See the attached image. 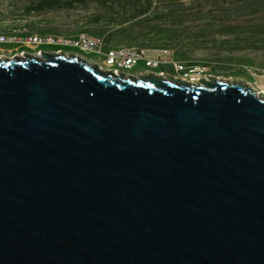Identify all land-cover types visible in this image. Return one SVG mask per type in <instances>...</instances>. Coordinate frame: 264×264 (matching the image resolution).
I'll list each match as a JSON object with an SVG mask.
<instances>
[{"label": "water", "instance_id": "95a60500", "mask_svg": "<svg viewBox=\"0 0 264 264\" xmlns=\"http://www.w3.org/2000/svg\"><path fill=\"white\" fill-rule=\"evenodd\" d=\"M0 58V264H264V96Z\"/></svg>", "mask_w": 264, "mask_h": 264}, {"label": "trees", "instance_id": "16d2710c", "mask_svg": "<svg viewBox=\"0 0 264 264\" xmlns=\"http://www.w3.org/2000/svg\"><path fill=\"white\" fill-rule=\"evenodd\" d=\"M35 4L28 10V15L41 14L47 11H54L63 7L74 8L77 4L89 5L95 3L103 10L90 20V26L100 27L102 24L112 23L126 24L136 23L130 28H120L110 33L106 29L98 32L91 28H85L79 32H86L91 36H103L109 46H128V47H147V48H174L179 44L188 42L194 44L203 42L204 36L213 26L208 22L197 32L191 33L187 28L193 20L203 19L204 10H216L217 16L221 21L223 31L231 34L247 32L249 37L245 43L256 45L264 42V0H190L189 4L184 0H35ZM234 18L236 23H228ZM214 20V19H213ZM138 30V31H137ZM34 34L48 35L52 30L29 31ZM26 36L28 33H23ZM118 39H124L125 42ZM241 43V42H240ZM240 43H231L232 47ZM226 47V43H220ZM253 45V44H252ZM17 47H14V49ZM42 51L64 50L81 54L78 50L65 48L56 45L41 46ZM22 51H29L22 48ZM175 58L199 65L203 69H208L209 73H218L219 68L206 61H190L183 52H175ZM240 68L237 70L236 77H245L249 83L253 81L252 76L245 70V66H250L252 61L241 60ZM141 66V65H140ZM142 67V66H141ZM220 68H222L220 66ZM163 67L157 69L156 73L161 72Z\"/></svg>", "mask_w": 264, "mask_h": 264}, {"label": "rangeland", "instance_id": "374dc122", "mask_svg": "<svg viewBox=\"0 0 264 264\" xmlns=\"http://www.w3.org/2000/svg\"><path fill=\"white\" fill-rule=\"evenodd\" d=\"M62 2L69 0H61ZM35 0H0V34L8 36L28 37L34 34L29 31L35 30H52L51 35L57 36H74L80 33V30L85 28H91L97 32L101 29H106V33H110L120 28H130L136 23H112L110 25L102 24L100 27L90 26V20L95 16L103 12L102 8L95 3L89 5L77 4L74 8L63 7L54 11H47L41 14L28 15V10L35 4ZM186 4L190 3V0H184ZM202 14L203 19L193 20L191 24L187 26L191 30V33L197 34L205 24L212 22L213 26L204 36L203 42H196L194 44L181 43L174 48H167L173 54L175 52L185 53L190 61H206L219 67L216 71L218 73H209L208 69L201 67L202 73L193 77V81L190 84L205 86V82H231L240 83L250 88L256 94L264 92V42L262 44L245 43L249 34L247 32H241L231 34L223 31L221 21L216 18V10L210 11L204 10ZM214 19V20H213ZM228 23L235 24L234 18H231ZM136 26V25H135ZM138 31V30H137ZM23 33H28L24 36ZM103 37V36H102ZM125 42L124 39H118ZM229 42L240 43L237 47L236 44L232 47L229 46ZM220 43H226V47L218 45ZM253 44V45H252ZM14 47H17L14 49ZM23 47H18L16 44H0V58L4 60L14 58H26L27 56L39 57L43 59V53L38 54V50L34 51L33 48H29L30 51H22ZM53 52V51H51ZM241 60H250L252 64L245 66V70L252 76L253 81L249 83L245 77H236L235 74L240 68ZM220 66L222 68H220ZM139 72H141L139 74ZM153 70H145L140 65L135 67L130 72L126 73L125 77L134 75L136 78L147 76ZM170 74H172L170 72ZM168 77L165 72V78Z\"/></svg>", "mask_w": 264, "mask_h": 264}, {"label": "built area", "instance_id": "2783aa9c", "mask_svg": "<svg viewBox=\"0 0 264 264\" xmlns=\"http://www.w3.org/2000/svg\"><path fill=\"white\" fill-rule=\"evenodd\" d=\"M0 44H16L18 47L27 48L28 50L33 48L34 51L38 50V54L44 52L40 50V47L46 45L71 48L78 50L81 54L64 50L47 51V53L78 56L97 69H99V63L112 62L113 72L100 71L115 75H121L122 69H134L138 65H141L145 70L155 72L163 67L161 72L158 73L163 77H165L166 70H186L188 79L182 80L190 83L195 75L202 73L201 66L176 59L175 55L167 48L109 46L105 37L91 36L86 32L74 36L48 34L18 37L0 34Z\"/></svg>", "mask_w": 264, "mask_h": 264}, {"label": "bare ground", "instance_id": "6f19581e", "mask_svg": "<svg viewBox=\"0 0 264 264\" xmlns=\"http://www.w3.org/2000/svg\"><path fill=\"white\" fill-rule=\"evenodd\" d=\"M99 70H104L105 72H113L112 62L99 63ZM131 70H133V69H122V74L125 75L126 73L130 72ZM172 74H174L177 77H180L181 79H188V72L186 70H172ZM261 94H264V92ZM257 95H260V93Z\"/></svg>", "mask_w": 264, "mask_h": 264}, {"label": "flooded vegetation", "instance_id": "af4514ba", "mask_svg": "<svg viewBox=\"0 0 264 264\" xmlns=\"http://www.w3.org/2000/svg\"><path fill=\"white\" fill-rule=\"evenodd\" d=\"M46 51H44V53H45ZM166 72V75L167 76H174L175 78H178V79H181L180 77H177V76H175L174 74H170V72L172 73V70H166L165 71ZM141 72H139V74H140ZM149 74L147 75V76H145V77H141V78H136L134 75H131V76H133L135 79H140V80H142V79H145V78H149V77H152V76H156L157 77V75H159L158 73H153V72H148ZM130 77V76H129ZM162 78H165V77H163L162 76Z\"/></svg>", "mask_w": 264, "mask_h": 264}]
</instances>
